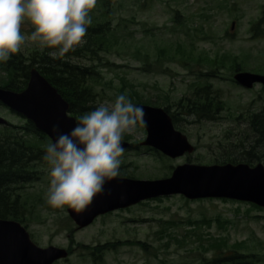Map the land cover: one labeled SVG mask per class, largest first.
I'll return each instance as SVG.
<instances>
[{
  "label": "rangeland",
  "instance_id": "374dc122",
  "mask_svg": "<svg viewBox=\"0 0 264 264\" xmlns=\"http://www.w3.org/2000/svg\"><path fill=\"white\" fill-rule=\"evenodd\" d=\"M110 1L115 7L106 14L98 0L91 18L95 24L109 23L118 36L115 44L97 56L74 59L95 71L91 83L97 93L95 108L127 94L132 102L169 106L177 112V104L192 97L195 84L210 85L212 95L224 104L213 121L178 114L181 121L176 128L196 149L184 157H162L142 146L147 133L138 124L126 134L138 148L124 152L120 174L138 180L165 179L179 165L210 166L228 153L241 155L242 145L250 150L255 139L249 119L264 109V88L246 90L233 82L240 71L232 69V61L236 59L243 72L264 75V28L257 36L251 31L262 17L264 0ZM24 31L30 33L31 26L25 25ZM31 50L42 48L29 42L21 52ZM221 60L224 67L210 64ZM0 117L17 126L25 122L4 106ZM259 163L264 165V157ZM38 169L40 180L21 191L26 201L22 225L39 247L71 251L56 264H209L216 257L210 237L228 244L246 241L248 250L264 255V211L250 204L172 196L105 214L76 229L68 207L56 209L47 203L49 164Z\"/></svg>",
  "mask_w": 264,
  "mask_h": 264
},
{
  "label": "water",
  "instance_id": "95a60500",
  "mask_svg": "<svg viewBox=\"0 0 264 264\" xmlns=\"http://www.w3.org/2000/svg\"><path fill=\"white\" fill-rule=\"evenodd\" d=\"M234 80L248 90L257 84L264 86V75L251 72H238ZM0 103L32 122L52 143L59 133H70L77 123V119L69 112L70 104L36 67L31 69L24 91L14 92L0 88ZM137 106L144 110L145 123L141 125L147 133L142 146L152 148L171 159L195 152V146L175 127L172 117L164 108L143 104ZM7 124L0 117V125ZM122 146L125 150L132 147L131 143L123 140ZM171 196H183L190 201L226 199L264 209V165L183 164L177 166L171 176L165 179L117 177L105 182L104 192L86 209L78 212L68 208L67 212L78 229H83L99 216L147 200ZM68 257L69 252L66 249L55 246L42 248L36 245L27 229L18 221L0 219V264H55Z\"/></svg>",
  "mask_w": 264,
  "mask_h": 264
},
{
  "label": "trees",
  "instance_id": "16d2710c",
  "mask_svg": "<svg viewBox=\"0 0 264 264\" xmlns=\"http://www.w3.org/2000/svg\"><path fill=\"white\" fill-rule=\"evenodd\" d=\"M102 2L106 8V14L115 7L110 0H102ZM106 23L107 21L95 24L92 21L85 37L86 45L69 52L63 58H52L49 52L53 50L45 48L31 50L28 53L20 52L10 57L6 62L0 61V71L4 74L0 77V88L14 92L24 91L28 85L30 71L36 67L70 104L69 112L77 120L84 113L95 110L97 93L91 84L95 71L91 67L76 64L74 59L89 55L97 56L101 49L104 48L107 51L113 47L118 36L114 33L113 28L108 26L109 23ZM263 28L264 11L258 22L252 26L251 31L257 36L263 32ZM210 64L224 67L225 61H212ZM232 69L235 72L244 71L236 59L232 61ZM217 96L212 95L210 85L195 84L192 97L186 102L180 101L177 104V112H171L169 106H166L165 110L171 115L175 126L181 121L179 113L182 117H192L197 120H217L224 106ZM133 103L148 104L143 101ZM1 106L3 105L0 103ZM249 125L254 131L255 139L251 149L248 150L245 145H242L240 147L243 150L241 155L228 153L227 156H222L221 162L216 161L217 164L247 163L252 166L254 163L262 161V157H264V109L251 116ZM123 140L130 139L125 135ZM49 143L51 140L27 120L21 126L8 123L0 127V219L24 223L23 213L26 201L21 191L27 184L40 180L42 173L38 166L48 164L44 156ZM132 148L136 149L138 145L133 144ZM160 155L164 157L162 154ZM125 176L119 175V177ZM223 201L230 200L223 199ZM250 205L255 210L264 211L256 205ZM209 242L210 248L214 249L216 254L213 261L208 262L209 264H222L221 262L224 264L228 262L232 264H264V255L248 250L246 241L228 244L225 239L210 237ZM245 250L249 253H244ZM93 256L95 255L93 254Z\"/></svg>",
  "mask_w": 264,
  "mask_h": 264
},
{
  "label": "clouds",
  "instance_id": "9594fccd",
  "mask_svg": "<svg viewBox=\"0 0 264 264\" xmlns=\"http://www.w3.org/2000/svg\"><path fill=\"white\" fill-rule=\"evenodd\" d=\"M98 0H0V61L20 53L29 42L52 49V58L86 43ZM25 25L32 31L26 33ZM144 110L127 94L81 115L70 133L46 146L50 166L47 203L56 209L83 211L104 192L105 182L121 172L122 140L144 124ZM56 131V129H54Z\"/></svg>",
  "mask_w": 264,
  "mask_h": 264
},
{
  "label": "flooded vegetation",
  "instance_id": "af4514ba",
  "mask_svg": "<svg viewBox=\"0 0 264 264\" xmlns=\"http://www.w3.org/2000/svg\"><path fill=\"white\" fill-rule=\"evenodd\" d=\"M258 85H260V84H258ZM256 86V85H255ZM262 86V85H261ZM263 87V86H262ZM264 88V87H263ZM257 114V113H256ZM69 251V253H71V251L70 250H68Z\"/></svg>",
  "mask_w": 264,
  "mask_h": 264
}]
</instances>
